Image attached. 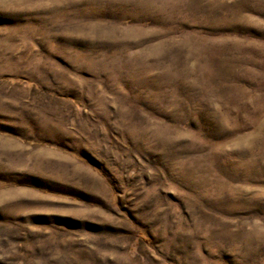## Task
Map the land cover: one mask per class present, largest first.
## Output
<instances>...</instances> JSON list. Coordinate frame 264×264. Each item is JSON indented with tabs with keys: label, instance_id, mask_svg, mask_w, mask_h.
<instances>
[{
	"label": "rangeland",
	"instance_id": "1",
	"mask_svg": "<svg viewBox=\"0 0 264 264\" xmlns=\"http://www.w3.org/2000/svg\"><path fill=\"white\" fill-rule=\"evenodd\" d=\"M0 264H264V0H0Z\"/></svg>",
	"mask_w": 264,
	"mask_h": 264
}]
</instances>
